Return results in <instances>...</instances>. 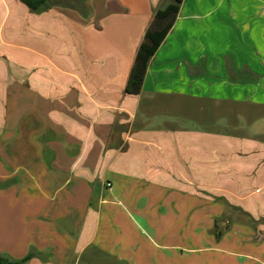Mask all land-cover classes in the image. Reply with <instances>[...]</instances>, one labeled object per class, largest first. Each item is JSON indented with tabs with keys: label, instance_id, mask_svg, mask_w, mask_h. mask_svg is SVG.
Masks as SVG:
<instances>
[{
	"label": "crops",
	"instance_id": "0c3cea01",
	"mask_svg": "<svg viewBox=\"0 0 264 264\" xmlns=\"http://www.w3.org/2000/svg\"><path fill=\"white\" fill-rule=\"evenodd\" d=\"M169 3L47 0L34 13L0 0V83L10 76L13 93L19 81L32 93L28 147L13 150L12 172L0 164V256L177 264L180 252L197 264L202 252L172 244L162 225L177 197L191 202L197 188L207 203L264 215L244 189L264 188V0H183L140 93L127 94L136 50ZM157 194L166 207L151 218L143 195ZM229 240L236 253L217 248L226 258L264 264L262 242ZM244 245L250 255L237 253Z\"/></svg>",
	"mask_w": 264,
	"mask_h": 264
},
{
	"label": "rangeland",
	"instance_id": "374dc122",
	"mask_svg": "<svg viewBox=\"0 0 264 264\" xmlns=\"http://www.w3.org/2000/svg\"><path fill=\"white\" fill-rule=\"evenodd\" d=\"M10 78V76H7L5 83H0V90H3L0 91V155H2V157L0 156V164L7 172H12L11 166H19L22 160V157L16 156L14 151H18L21 148L25 150L28 147L27 141L22 139L25 130L20 128L24 127L27 115L31 111L26 107V101H28L27 96L32 95L30 91L26 90L24 81H19V83L22 84L20 85L22 87L19 89L21 91H15L18 96L17 103L13 110H11L9 97L15 92L13 93L11 90ZM15 120L19 121L18 125H15ZM37 140L40 142V139ZM1 165L0 171H4ZM256 188L255 185L251 184L244 187L248 194L253 192L251 201H253L256 208L260 209L264 206L262 202L264 200V188L258 187L259 191L255 192ZM186 190L189 189L179 188L177 191L180 195V193L184 194ZM193 190L197 195L193 201L186 202L185 197H183L184 199L181 201L179 196L175 204L171 205V203H169V205H167L169 206L168 210L171 211L172 216L171 218L167 217V219L163 217L162 225L163 227L167 226L172 229V231L175 230L176 235H172L171 243L186 249H199L202 254H198L197 264H228L226 261L232 262L231 264H254L243 258L237 257L229 260V258L221 254L217 248L236 253L233 249L228 248V246L232 244V241L229 239L233 238L238 241L242 239L243 241L245 239L248 241L250 239L252 240L250 243L254 245H260V242L264 244V237L262 235V233H264V215L259 217L258 220H255L247 215L244 209L239 206H234L228 202L224 203L225 205L221 202H212V200H217V198L213 197H210V203H207L206 191L197 188ZM161 195L162 194L154 195V200L156 202L150 201L152 200L151 196L143 195L148 200L146 205H143V207L145 206L144 211H148L147 214H151V218L159 214L160 208L166 207V203L162 200L163 197ZM260 202L262 203L260 204ZM222 207H224L223 210ZM131 213L137 215L138 211L134 212V210H132ZM106 222V217L103 213L98 238H100L102 231H104L107 224ZM219 233L221 234L220 238L217 237ZM260 239L261 241H259ZM223 246L228 249H224ZM213 248L216 250L214 251ZM242 248L243 249L237 251L238 254L242 256L251 254L246 245L242 246ZM257 254L264 261V251L261 255L259 253ZM177 256V264H190L192 262V259L187 260L181 258L180 252L177 253Z\"/></svg>",
	"mask_w": 264,
	"mask_h": 264
},
{
	"label": "trees",
	"instance_id": "16d2710c",
	"mask_svg": "<svg viewBox=\"0 0 264 264\" xmlns=\"http://www.w3.org/2000/svg\"><path fill=\"white\" fill-rule=\"evenodd\" d=\"M46 1L19 0L29 11L34 13L41 12ZM182 2L183 0H170L168 5L154 13L142 42L136 50L134 62L125 87L127 94L138 95L140 93L149 62L174 25ZM220 236V233L217 234L218 238ZM31 257L32 254L30 253L20 260H12L8 257L0 256V264H27Z\"/></svg>",
	"mask_w": 264,
	"mask_h": 264
}]
</instances>
